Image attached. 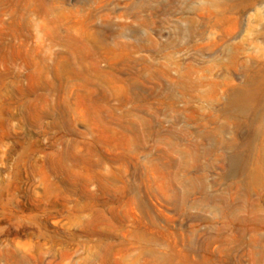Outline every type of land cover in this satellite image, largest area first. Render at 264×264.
I'll return each instance as SVG.
<instances>
[{
	"label": "rangeland",
	"instance_id": "374dc122",
	"mask_svg": "<svg viewBox=\"0 0 264 264\" xmlns=\"http://www.w3.org/2000/svg\"><path fill=\"white\" fill-rule=\"evenodd\" d=\"M0 264H264V0H0Z\"/></svg>",
	"mask_w": 264,
	"mask_h": 264
},
{
	"label": "bare ground",
	"instance_id": "6f19581e",
	"mask_svg": "<svg viewBox=\"0 0 264 264\" xmlns=\"http://www.w3.org/2000/svg\"><path fill=\"white\" fill-rule=\"evenodd\" d=\"M231 96H233V95H231ZM232 98H234V97H232ZM191 147V146H190ZM199 150V149H198ZM229 164H230V166H231V169H233V167H234V165H233V161H230V162H228ZM194 169V168H193ZM196 170V169H195ZM231 172H229L231 175L232 174H234V172L232 171V170H230ZM227 177H228V175H227ZM224 229V228H223ZM222 230V229H221ZM226 230V229H225ZM224 239V238H223ZM225 240V239H224Z\"/></svg>",
	"mask_w": 264,
	"mask_h": 264
}]
</instances>
